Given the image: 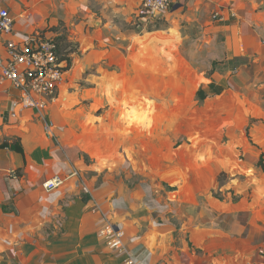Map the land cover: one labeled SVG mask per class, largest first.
Wrapping results in <instances>:
<instances>
[{"label": "rangeland", "instance_id": "374dc122", "mask_svg": "<svg viewBox=\"0 0 264 264\" xmlns=\"http://www.w3.org/2000/svg\"><path fill=\"white\" fill-rule=\"evenodd\" d=\"M0 2L15 39L48 35L69 66L46 116L76 176L60 204L36 197L31 236L80 198L123 226L138 264H264V0H173L156 17L139 0Z\"/></svg>", "mask_w": 264, "mask_h": 264}, {"label": "crops", "instance_id": "0c3cea01", "mask_svg": "<svg viewBox=\"0 0 264 264\" xmlns=\"http://www.w3.org/2000/svg\"><path fill=\"white\" fill-rule=\"evenodd\" d=\"M2 5L0 2V10ZM251 20L250 12L238 10L232 30L237 43L241 42L239 51ZM233 50L237 53L235 45ZM256 62L264 63V53ZM21 96L10 84L0 85V264H125V258L109 249L101 236L107 223L103 212L96 204L84 203L80 198L65 200L63 215L54 230L36 236L29 233L39 208L47 207L36 199L48 194L43 184L55 176L72 178L73 163L79 160L63 150L62 144L54 143L58 122L47 119L49 110L27 105ZM47 120L52 134L47 132ZM3 144L20 145L24 154L3 148ZM55 192L48 198L60 204L65 192ZM42 216L44 220L48 217L45 213ZM115 228L122 231L123 226ZM127 248L138 260L140 247ZM257 263L258 255L250 264Z\"/></svg>", "mask_w": 264, "mask_h": 264}, {"label": "built area", "instance_id": "2783aa9c", "mask_svg": "<svg viewBox=\"0 0 264 264\" xmlns=\"http://www.w3.org/2000/svg\"><path fill=\"white\" fill-rule=\"evenodd\" d=\"M151 16L167 13L173 0H139ZM15 19L7 9L0 10V85L10 84L21 93V99L29 106L50 110L60 97V89L68 74V63L61 57L56 40L40 32L15 39ZM264 47V41L262 42ZM76 173L72 174L75 177ZM66 179L55 176L43 184L52 193L64 185ZM105 244L125 258V264H138L124 243V234L114 225L102 231Z\"/></svg>", "mask_w": 264, "mask_h": 264}, {"label": "trees", "instance_id": "16d2710c", "mask_svg": "<svg viewBox=\"0 0 264 264\" xmlns=\"http://www.w3.org/2000/svg\"><path fill=\"white\" fill-rule=\"evenodd\" d=\"M65 60V59H64ZM69 65H70V62H69ZM204 99V98H202ZM3 148H10L11 150L15 151V152H18L20 154H24V151H23V148L20 146V145H8V144H3L2 145Z\"/></svg>", "mask_w": 264, "mask_h": 264}]
</instances>
